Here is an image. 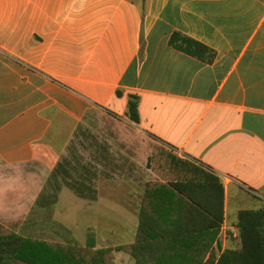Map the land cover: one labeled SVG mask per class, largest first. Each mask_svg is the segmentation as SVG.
<instances>
[{
    "label": "crops",
    "instance_id": "1",
    "mask_svg": "<svg viewBox=\"0 0 264 264\" xmlns=\"http://www.w3.org/2000/svg\"><path fill=\"white\" fill-rule=\"evenodd\" d=\"M174 32L213 49L214 61L173 48ZM130 94L161 154L146 183L181 180L198 197L189 182L214 175L225 191L221 253L240 242L239 213L264 208V0H0V224L25 238L79 239L106 178L78 192L50 187L49 174L91 111L127 114ZM136 183L125 208L137 226ZM75 200L83 225L69 218ZM113 202L120 212L123 200Z\"/></svg>",
    "mask_w": 264,
    "mask_h": 264
},
{
    "label": "trees",
    "instance_id": "2",
    "mask_svg": "<svg viewBox=\"0 0 264 264\" xmlns=\"http://www.w3.org/2000/svg\"><path fill=\"white\" fill-rule=\"evenodd\" d=\"M169 43L205 63L216 57L213 49L180 32H174ZM139 100L138 95H129L127 115L134 124L140 123ZM208 177L209 182H189L199 188L198 197L181 180L147 182L136 240L116 249L132 255L136 264H214L225 191L217 177ZM236 226L240 247L226 249L216 264H264V208L241 211ZM94 242L93 233L86 246L25 238L0 224V264H115L113 250L95 249Z\"/></svg>",
    "mask_w": 264,
    "mask_h": 264
},
{
    "label": "rangeland",
    "instance_id": "3",
    "mask_svg": "<svg viewBox=\"0 0 264 264\" xmlns=\"http://www.w3.org/2000/svg\"><path fill=\"white\" fill-rule=\"evenodd\" d=\"M115 105L116 108L113 109L121 113L124 109L123 104ZM156 146L136 124L129 120L127 114L108 113L102 109L91 111L76 128L66 150L59 158V165L49 174L47 184L50 187L65 188L72 185L75 190L82 191L83 184L89 181L91 188L98 190L100 175L106 178H103L106 184L105 192L99 194L98 190L95 194L96 201L90 200L88 224L83 222L84 219L81 220L82 203L75 200L77 203L69 205V211L72 212L69 218L75 223L78 216L79 225L85 224L80 233L76 232L79 239L75 237L73 240L57 239L49 242L71 244L75 241L80 246H86L88 235L93 233L95 249L111 248L115 264H136L132 255L116 248L136 240L138 225L136 226L132 211L125 208V196L128 197L130 194L132 177L137 180L134 194L136 193L141 201L140 186L150 178L149 170L159 171L156 162L158 163L161 154L158 153ZM56 159L47 161V164L52 166ZM149 162L151 165H148ZM161 175L165 179L166 175L163 173ZM114 184L121 186L116 192ZM119 197L123 200L120 212L113 204V201H117ZM219 241L221 242L220 239ZM219 245L223 246L220 243ZM229 247L239 248L240 242L230 243Z\"/></svg>",
    "mask_w": 264,
    "mask_h": 264
},
{
    "label": "built area",
    "instance_id": "4",
    "mask_svg": "<svg viewBox=\"0 0 264 264\" xmlns=\"http://www.w3.org/2000/svg\"><path fill=\"white\" fill-rule=\"evenodd\" d=\"M233 234H235V233L233 232ZM224 236L226 237V235H224ZM219 237H220V236H219ZM219 237H218V241L214 244V247H215V248L217 249V251H218V255H217V258H216L214 264H216V262L218 261L219 257H220L221 254H222V253H221V251H222V250H221V249H222L221 247H222V246L220 247V245H219V243H220V241H219L220 238H219ZM208 257H209V256H208Z\"/></svg>",
    "mask_w": 264,
    "mask_h": 264
}]
</instances>
